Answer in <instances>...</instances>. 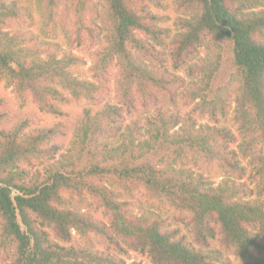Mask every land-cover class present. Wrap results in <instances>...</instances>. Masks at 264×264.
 I'll list each match as a JSON object with an SVG mask.
<instances>
[{
	"label": "trees",
	"instance_id": "obj_1",
	"mask_svg": "<svg viewBox=\"0 0 264 264\" xmlns=\"http://www.w3.org/2000/svg\"><path fill=\"white\" fill-rule=\"evenodd\" d=\"M97 5L0 0V264H264V0ZM45 27L103 48L98 84ZM113 63L117 105H69Z\"/></svg>",
	"mask_w": 264,
	"mask_h": 264
},
{
	"label": "rangeland",
	"instance_id": "obj_2",
	"mask_svg": "<svg viewBox=\"0 0 264 264\" xmlns=\"http://www.w3.org/2000/svg\"><path fill=\"white\" fill-rule=\"evenodd\" d=\"M85 1V0H84ZM89 5H97L100 0H86ZM171 0H168V4H170ZM98 6V5H97ZM165 14L170 16V20L167 21L166 26L169 28L173 27V16L168 10ZM52 28L45 27L44 33L41 34V39L44 38L45 41L49 42L47 46H42L43 50V58H48L50 55H57L58 58L64 56L65 52L70 51L74 56L79 58V61L73 64L70 67V72L79 80H89L98 84L97 78L94 77L92 72V67L98 59V55L102 52V47L100 45L95 46H77L73 49H70L68 46V40L65 36V33L60 30L51 31ZM12 35L22 32L23 28L18 26L16 23L11 24L8 29ZM235 72V68L233 65L232 56L229 54H225L222 60V65L220 72L214 82V88H219L223 86H227L230 82L232 75ZM184 75L183 73H181ZM118 78V66L113 63L110 65L107 71L106 80H107V90L106 93H103L105 97V102H100V97L96 96L95 102H90L87 100H81L80 102L75 101L72 97H69L70 106L78 107L80 109L84 108H93L94 110H100L105 105L106 102H110L113 105L118 104V99L116 98V81ZM8 93H11V89H7ZM212 97V96H211ZM103 98V97H101ZM234 106V104H233ZM187 112L192 110V106H189ZM197 118L200 124L210 123L209 118H200L198 115H194ZM235 130V128H232ZM150 157V156H149ZM164 158L163 155L151 156L150 159L154 163H160V161ZM72 207L80 208L81 206L77 205L74 201L71 202Z\"/></svg>",
	"mask_w": 264,
	"mask_h": 264
}]
</instances>
